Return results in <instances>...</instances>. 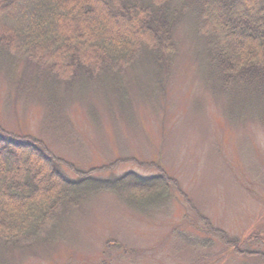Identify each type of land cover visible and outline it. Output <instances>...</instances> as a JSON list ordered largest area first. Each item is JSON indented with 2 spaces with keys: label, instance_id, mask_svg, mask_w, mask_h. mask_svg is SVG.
I'll list each match as a JSON object with an SVG mask.
<instances>
[{
  "label": "rangeland",
  "instance_id": "374dc122",
  "mask_svg": "<svg viewBox=\"0 0 264 264\" xmlns=\"http://www.w3.org/2000/svg\"><path fill=\"white\" fill-rule=\"evenodd\" d=\"M175 41L169 70L139 63L72 80L0 52V135L33 137L83 172L120 162L94 181L158 174L138 161L159 165L180 186L147 204L127 188L135 208L115 193L90 191L4 264H264V126L217 92L191 24ZM252 235L262 236L245 246Z\"/></svg>",
  "mask_w": 264,
  "mask_h": 264
},
{
  "label": "trees",
  "instance_id": "16d2710c",
  "mask_svg": "<svg viewBox=\"0 0 264 264\" xmlns=\"http://www.w3.org/2000/svg\"><path fill=\"white\" fill-rule=\"evenodd\" d=\"M185 24L204 47L217 92L264 126V0H0V52L68 80L115 75L139 63L169 70ZM16 139L0 135V264L49 234L90 191L115 193L132 208L139 205L127 188L146 204L180 191L157 164L135 161L156 169L155 176L131 172L94 181L93 174L120 162L83 172L33 137ZM62 166L79 179L68 180ZM215 232L238 249L236 240ZM252 236L245 246L258 239Z\"/></svg>",
  "mask_w": 264,
  "mask_h": 264
},
{
  "label": "flooded vegetation",
  "instance_id": "af4514ba",
  "mask_svg": "<svg viewBox=\"0 0 264 264\" xmlns=\"http://www.w3.org/2000/svg\"><path fill=\"white\" fill-rule=\"evenodd\" d=\"M255 236H262V235H255Z\"/></svg>",
  "mask_w": 264,
  "mask_h": 264
}]
</instances>
